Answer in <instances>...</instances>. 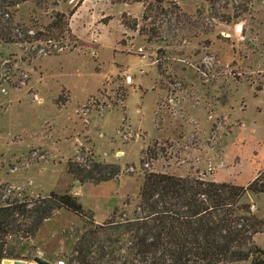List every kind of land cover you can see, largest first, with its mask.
I'll return each mask as SVG.
<instances>
[{
	"label": "rangeland",
	"instance_id": "rangeland-1",
	"mask_svg": "<svg viewBox=\"0 0 264 264\" xmlns=\"http://www.w3.org/2000/svg\"><path fill=\"white\" fill-rule=\"evenodd\" d=\"M49 2L34 13L31 4L20 6L17 20H36L41 30L52 10L68 14L74 7L68 35L0 46L2 198L51 191L77 197L79 190L99 218L113 202V183L82 187L67 164L114 163L127 192L113 208L121 220L133 217L146 171L206 180L221 169L231 175V163L218 156L222 141L264 92V0H164L160 8L151 0ZM122 14L136 20L135 30L121 24ZM148 146L156 148L154 158L145 155ZM52 217L37 235L47 251L62 244L56 236L74 241L85 222L66 210ZM34 236L10 238L13 251ZM255 244L264 249V232ZM70 252L58 248L57 260L66 263Z\"/></svg>",
	"mask_w": 264,
	"mask_h": 264
},
{
	"label": "trees",
	"instance_id": "trees-1",
	"mask_svg": "<svg viewBox=\"0 0 264 264\" xmlns=\"http://www.w3.org/2000/svg\"><path fill=\"white\" fill-rule=\"evenodd\" d=\"M163 1L151 0V3L160 8ZM24 4H31L34 13L46 11L51 3L49 0H0V46L58 40L68 35V16L74 13V7L68 14L52 10L50 20L39 25V30L35 29L36 20L32 26L17 20L19 8ZM121 24L131 30L138 25L136 20L129 22L126 14L121 15ZM137 30L142 33V26ZM152 31L157 36V28ZM156 151L154 146H148L145 155L154 158ZM67 171L82 184L118 178L119 166L92 162L87 168L68 162ZM261 194H264V172L242 186L146 171L133 217L118 220L114 218L115 208L108 219L96 223L92 212L85 210L69 192L51 191L31 199L2 198L0 190V264L2 259L20 257L13 251L10 238L33 237L42 223L61 209L85 219L66 264H239L247 261L264 264V249L253 240L256 234L264 232V219L250 210L254 202L248 199Z\"/></svg>",
	"mask_w": 264,
	"mask_h": 264
},
{
	"label": "crops",
	"instance_id": "crops-1",
	"mask_svg": "<svg viewBox=\"0 0 264 264\" xmlns=\"http://www.w3.org/2000/svg\"><path fill=\"white\" fill-rule=\"evenodd\" d=\"M88 1L89 0H82L81 7L88 5ZM79 42L81 45L83 44L82 41L79 40ZM262 95L263 96L260 101L259 97L254 101L255 109L249 108L250 110L247 112V114H242L240 120H242L243 123L237 127H234L231 136L222 141L223 146L221 150H219L218 156L226 165L230 166L231 163L229 168L232 172L230 175V172H228L229 170L221 169L215 175H209L208 177L213 178L214 181L225 182L229 180L234 184L246 186L253 178L257 176L259 172L264 171V92H262ZM259 104L262 106H257ZM222 161L219 162L222 164ZM223 176H227L228 180H225ZM106 182L113 183L114 188L111 192L113 196L111 199L113 202L109 203V205H106L104 215L100 216L99 218L95 216V210L91 207V205H85L82 195L83 193L79 190L74 191L83 208L94 213L96 223H101L105 218H107L112 212L113 208L121 202V199H123L125 195H127V192L123 191L122 193L120 190V177L118 179L115 178L98 183L79 184L80 186L84 187L89 184L100 185L105 184ZM248 199L253 201L256 205V212L254 213L257 216L264 218V194L248 196ZM60 211H62V209L57 210V212ZM52 219L53 217L48 218L42 223L30 244H22L24 246H22V250L19 253L20 257L15 259L23 260L25 262L24 264H36L33 261V257L39 256L51 264H56L58 248L62 249L63 253H68L71 251L73 239H70L69 235H66V237L61 236V239L59 237L57 238L56 236L55 238L57 242L59 243V241H62V244H58V247L54 250L51 249L50 251H47L41 247L42 242L41 240H38L37 235L40 232V229L44 227L46 223L52 221ZM256 236L257 234L253 237L254 242ZM29 245L33 247V250H29L27 248Z\"/></svg>",
	"mask_w": 264,
	"mask_h": 264
},
{
	"label": "water",
	"instance_id": "water-1",
	"mask_svg": "<svg viewBox=\"0 0 264 264\" xmlns=\"http://www.w3.org/2000/svg\"><path fill=\"white\" fill-rule=\"evenodd\" d=\"M77 183V182H76ZM33 261L36 264H51L45 259L40 258L39 256L33 257ZM25 262L21 259H2L1 264H24Z\"/></svg>",
	"mask_w": 264,
	"mask_h": 264
},
{
	"label": "built area",
	"instance_id": "built-area-1",
	"mask_svg": "<svg viewBox=\"0 0 264 264\" xmlns=\"http://www.w3.org/2000/svg\"><path fill=\"white\" fill-rule=\"evenodd\" d=\"M125 82L127 83V84H129V83H131L132 82V79H131V77L129 76V75H126L125 76ZM125 138H126V136H125ZM255 203H252L251 205H250V210L251 211H254L255 210ZM56 264H66L62 259H59V260H57L56 261Z\"/></svg>",
	"mask_w": 264,
	"mask_h": 264
}]
</instances>
